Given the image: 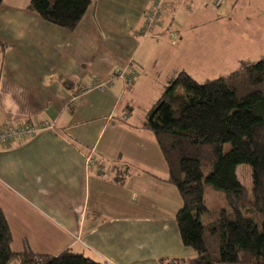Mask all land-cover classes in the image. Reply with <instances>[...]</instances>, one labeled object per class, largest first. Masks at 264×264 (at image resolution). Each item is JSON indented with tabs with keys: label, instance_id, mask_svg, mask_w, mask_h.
Instances as JSON below:
<instances>
[{
	"label": "crops",
	"instance_id": "obj_1",
	"mask_svg": "<svg viewBox=\"0 0 264 264\" xmlns=\"http://www.w3.org/2000/svg\"><path fill=\"white\" fill-rule=\"evenodd\" d=\"M152 1L92 0L73 31L44 22L30 10L31 0H4L0 7V126L54 123V129L0 148V210L14 253L26 246L47 256L70 250L108 264H189L195 258L176 222L182 198L168 182L155 135L142 126L150 110L136 106L153 71L145 73L149 80L137 77L131 84L114 74L129 67L139 75L160 51L176 62L166 86L179 71L211 77L223 58L221 26L235 20L236 32L249 34L251 27L264 36V0H223L218 8L214 0H165L161 21L144 38ZM167 35L177 45L160 40ZM239 37L245 51L264 53L258 38ZM140 46L147 53L140 55ZM245 55L239 63L259 60ZM96 81L107 88H90ZM89 158L107 171L114 165L128 171L126 184L101 176Z\"/></svg>",
	"mask_w": 264,
	"mask_h": 264
},
{
	"label": "trees",
	"instance_id": "obj_2",
	"mask_svg": "<svg viewBox=\"0 0 264 264\" xmlns=\"http://www.w3.org/2000/svg\"><path fill=\"white\" fill-rule=\"evenodd\" d=\"M91 5L92 0H31L29 8L44 22L73 31ZM142 126L155 135L168 164V182L182 198L176 222L183 244L196 253L188 263L264 264V57L241 61L236 71L203 83L176 72ZM243 165L251 168V191L238 178ZM90 167L119 186L126 184L128 171L117 165L107 171L92 159ZM208 186L224 194L226 205L217 212L205 203ZM11 243L0 210V264H108L70 250L47 256L26 246L14 253Z\"/></svg>",
	"mask_w": 264,
	"mask_h": 264
},
{
	"label": "rangeland",
	"instance_id": "obj_3",
	"mask_svg": "<svg viewBox=\"0 0 264 264\" xmlns=\"http://www.w3.org/2000/svg\"><path fill=\"white\" fill-rule=\"evenodd\" d=\"M230 1L231 0H227L226 5H228V3ZM235 3H234V5H235ZM215 11H219V9L215 8ZM19 15L24 16V17L28 16L27 14H25V15L19 14ZM235 25H236V21L232 20L231 22H226L224 26L223 25L221 26V37H220L219 45L221 47V57H223V58L220 61L219 68H218V70L215 71V74L211 73L212 74L211 77H207L205 75V71H203V74L205 75V77H202V76L197 77L195 75L198 82L203 83V82H205L206 78L210 79V78L223 77L226 73L229 74V73L236 71L239 68L238 58H240L241 54H244L243 56H241L243 58L248 57L245 54L251 55V58H257L259 60L264 57V53H262V54L256 53V52L252 51L250 48H249V50L245 51L246 47L244 46V44L241 41V38L239 37L242 35H247V36H249V38H248L249 41L258 38L259 35L254 34L252 28L250 27V26H252V23H249L247 27L241 26L243 30H245V28H247L249 30V27H250L249 34L246 33L245 31L240 30V29H238L239 31L236 32ZM224 32H227V33L232 32V34H230V38H226V36H225L226 33H224ZM227 35H229V34H227ZM167 37H169V38H167ZM164 39L169 41L167 43H170L171 46H172V44L177 45V43H176L177 41L171 39L169 35L160 38V40H164ZM258 39H259V41L264 42V36L261 35V37H259ZM154 49H156V47H154ZM164 49H167V47H164ZM139 53H140V55H142L143 53H147L145 46H142L140 48ZM150 54H151V51L148 55H150ZM157 56H158L157 61H155V59L152 57H148V59H146L147 64L145 65L148 70L144 71L143 72L144 74L139 73V75L136 76V78L138 77L139 80L140 79L143 80L145 77L146 78L148 77L145 75V73L149 72V77H150V73H151L150 71H153L152 82L151 83L149 82V85H147V86H144L142 83H140V85H139L140 88H143V86L145 87V91L139 92V95L137 94L138 98L135 99V101L137 102L136 106L138 109H140V111L144 110L145 112H147L148 110H150V108H148V107L153 102L152 100H154L156 97H158L160 95V93L163 92L166 88V84L164 83V80H165L167 74L171 71L172 64L173 65L176 64V62H174L172 60H167L165 58L166 55H162V53L160 51L159 52L157 51ZM168 59H169V57H168ZM170 59H171V57H170ZM136 62H138V61H136ZM184 62L186 63V61H184ZM149 77H148V80L150 79ZM148 80H147V83H148ZM208 174L209 173L206 172V176ZM237 174H238V178H239L240 182L249 191H251L252 190L251 168L247 165L240 166L239 169L237 170ZM205 203H206L207 207L210 208L211 211H214V212H217L218 210L224 208L226 205L223 192L218 191V190L212 188L211 186H208L206 189Z\"/></svg>",
	"mask_w": 264,
	"mask_h": 264
},
{
	"label": "built area",
	"instance_id": "obj_4",
	"mask_svg": "<svg viewBox=\"0 0 264 264\" xmlns=\"http://www.w3.org/2000/svg\"><path fill=\"white\" fill-rule=\"evenodd\" d=\"M165 0H153L147 8L144 15V25L140 31L141 37L147 38L153 35L154 30L161 21L163 16V7ZM223 0H215V6L220 7ZM115 78L124 80L127 84L133 83L136 78V72L129 67L125 70L116 73ZM93 89L104 90L108 83H100L96 81ZM46 129H54V123L47 121H32L21 123H6L0 127V146H10L11 144L21 143L34 137L38 132ZM89 165L92 164V159H88Z\"/></svg>",
	"mask_w": 264,
	"mask_h": 264
}]
</instances>
